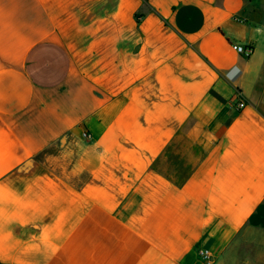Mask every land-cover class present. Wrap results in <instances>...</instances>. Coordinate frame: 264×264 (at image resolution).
I'll list each match as a JSON object with an SVG mask.
<instances>
[{
  "label": "crops",
  "instance_id": "crops-1",
  "mask_svg": "<svg viewBox=\"0 0 264 264\" xmlns=\"http://www.w3.org/2000/svg\"><path fill=\"white\" fill-rule=\"evenodd\" d=\"M204 251L264 264V0H0V264Z\"/></svg>",
  "mask_w": 264,
  "mask_h": 264
},
{
  "label": "built area",
  "instance_id": "built-area-1",
  "mask_svg": "<svg viewBox=\"0 0 264 264\" xmlns=\"http://www.w3.org/2000/svg\"><path fill=\"white\" fill-rule=\"evenodd\" d=\"M234 47L241 55H243L245 57H250L253 53V48L250 46L234 45ZM243 104H244L243 101L240 100L239 105H238L239 109L242 108ZM85 136H88V134H85ZM200 254L205 259H207L208 264H212L209 251H204V252H201Z\"/></svg>",
  "mask_w": 264,
  "mask_h": 264
},
{
  "label": "rangeland",
  "instance_id": "rangeland-1",
  "mask_svg": "<svg viewBox=\"0 0 264 264\" xmlns=\"http://www.w3.org/2000/svg\"><path fill=\"white\" fill-rule=\"evenodd\" d=\"M50 152H52V150Z\"/></svg>",
  "mask_w": 264,
  "mask_h": 264
}]
</instances>
